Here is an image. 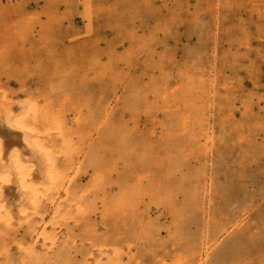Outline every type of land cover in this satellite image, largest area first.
<instances>
[{"label": "rangeland", "instance_id": "1", "mask_svg": "<svg viewBox=\"0 0 264 264\" xmlns=\"http://www.w3.org/2000/svg\"><path fill=\"white\" fill-rule=\"evenodd\" d=\"M263 2L0 0L4 17L22 18L8 14L24 4V18L32 23L29 32L0 33V53L3 48L17 52L7 54V62L0 56V84L14 90L20 80L32 85L87 76L84 92L55 96L47 108L43 98L39 104L80 144L77 158L84 160L89 146L100 145L99 155L110 160V181L116 166L122 171L135 163L128 194L114 182L91 190L85 160L67 191L44 199L43 225L56 240L49 249L59 246L64 255L79 256L97 251L98 259L118 250L121 264H264ZM133 77L148 90L156 79L157 87L174 92L178 119L168 110L174 97L166 100L165 110L147 105L130 87ZM106 82L111 87L105 88ZM12 98L25 96L15 92ZM156 116L166 121L169 136L175 135L172 145L161 142L158 123L150 135V119ZM150 140L156 143L153 151ZM180 143L189 175L200 167L207 177L204 205L184 208V220L155 200L147 176L158 151L174 152ZM163 165L153 168L168 167ZM251 176L263 180L254 183ZM222 182L228 190L218 188ZM243 183L251 194L227 204L224 195ZM184 195L179 192L175 200L188 204ZM88 201L92 207L83 213ZM222 207L229 215L219 217ZM213 216L225 229L212 227ZM13 222L7 243L16 259L23 251L17 242L31 240L24 217ZM246 225L251 227L247 248H227Z\"/></svg>", "mask_w": 264, "mask_h": 264}, {"label": "bare ground", "instance_id": "2", "mask_svg": "<svg viewBox=\"0 0 264 264\" xmlns=\"http://www.w3.org/2000/svg\"><path fill=\"white\" fill-rule=\"evenodd\" d=\"M24 7V4H20L14 10L9 11L10 14H7L10 17H13L14 14L22 17L11 20L9 17L3 16L6 11L2 9L4 5L0 3V33L30 31L32 23L29 18H24ZM178 27L181 26L179 25ZM9 53L17 56L16 51L10 52L3 48L0 53L1 61L7 62ZM64 54L67 55L66 53ZM161 70L163 71L164 69ZM87 80V76H78L72 79L49 80L45 83L36 82L32 85L25 80H20L18 87L14 90L9 89L3 83L0 84V264H121L122 254L118 250L114 251L110 256L104 255L99 259L97 258L99 257L97 251L93 255L90 251H82V255L79 256L64 255L61 252L63 249L59 246L51 250L48 245H53L56 240L51 237V233H46L43 225L45 222L44 199H52L53 194L67 191L80 167L84 166L85 160H87L85 170L91 169L89 183L91 190H105L109 183L114 182L120 189L128 188V194L131 189L129 188L128 177L136 173L134 171V162H128L129 167L124 168L122 171L119 170L118 166L114 165V167L116 166L114 168L116 177L110 181V177H108L112 169L109 163L110 160L99 155L100 145L89 146L86 153L84 152V160L77 158V153L80 152V144L75 141L72 142L68 127L59 123L55 116L45 111L44 108L53 103L55 96L67 98L72 93L87 90L85 88L88 84L86 83ZM106 84L105 88L111 87L108 82ZM148 85L150 87L149 90L141 85L139 77H133L130 81L132 90L142 93L147 105L158 104L165 110L168 106L166 100L168 99V102H170L175 93L170 94L168 90L157 87L156 79L150 80ZM15 92L23 94L25 99L14 100L12 96H14ZM40 98H43L46 102L44 108L39 104L38 100ZM176 101L177 97L175 96L173 104H170L171 106L168 108L173 119H178L179 117L178 111L180 108ZM194 117L197 116L195 115ZM150 120L152 124V126L148 127L150 135L154 132V126L158 123L162 132L161 142L164 145H172L175 135L173 134L172 137L169 136V132L167 133L166 121L158 119L157 116L155 118L151 117ZM54 132L59 135V142L58 139L54 138ZM149 146L153 151L156 143L150 140ZM180 146L181 143L180 145L176 144L174 150L171 148L174 152H171L166 147H163L162 151H158L156 158L149 161L150 166L147 176L149 177V187L155 200L159 201V203L163 201L166 208L175 218L178 216L184 220V208H188L186 211L189 209L194 210L199 207L202 208L204 205L206 194L205 178L207 177L205 170L202 168V171L200 167L191 173L192 175L194 174L193 176L189 175L190 163L187 162V157L183 156V149ZM157 162L162 165L168 164V167H163V165L162 168H153ZM251 177L254 183L263 180V178H257L256 176ZM220 187L228 190L226 183H219L218 188L220 189ZM179 192L185 194L182 200H189L188 204L185 201L175 200ZM250 194L251 191H249L247 185L245 186L244 183L241 185L237 184L230 188L229 192L224 195V199L229 204L233 200L242 201ZM107 203H110V201ZM88 207H92L90 201L83 206L81 211L83 213L87 212L86 209ZM222 208L224 209V207ZM229 213L230 210L228 212V210L224 209L219 217L227 216ZM23 217L28 224L26 231L30 235L31 241L28 243L24 239L17 242V245L23 251L15 259L8 249L7 240L12 239L13 220ZM90 220L89 224H91ZM211 224L216 230L225 229V225L218 216H213ZM250 228L249 225L244 226L243 231L233 236L227 248H247ZM254 247L258 246L254 245ZM222 254H226L225 250Z\"/></svg>", "mask_w": 264, "mask_h": 264}]
</instances>
